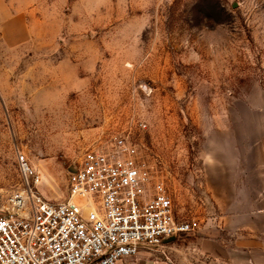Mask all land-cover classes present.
<instances>
[{"label":"rangeland","instance_id":"obj_1","mask_svg":"<svg viewBox=\"0 0 264 264\" xmlns=\"http://www.w3.org/2000/svg\"><path fill=\"white\" fill-rule=\"evenodd\" d=\"M120 137L201 223L125 264H185L264 210V0H0V205L18 151L64 202L70 169Z\"/></svg>","mask_w":264,"mask_h":264},{"label":"built area","instance_id":"obj_2","mask_svg":"<svg viewBox=\"0 0 264 264\" xmlns=\"http://www.w3.org/2000/svg\"><path fill=\"white\" fill-rule=\"evenodd\" d=\"M17 160L21 183L0 205V264H125L201 228L177 218L165 183L123 137L84 153L64 202L41 193V176L23 152Z\"/></svg>","mask_w":264,"mask_h":264},{"label":"crops","instance_id":"obj_3","mask_svg":"<svg viewBox=\"0 0 264 264\" xmlns=\"http://www.w3.org/2000/svg\"><path fill=\"white\" fill-rule=\"evenodd\" d=\"M248 214L225 218L215 223L213 236L190 241L184 250L196 247L201 253H186L185 264H264V210Z\"/></svg>","mask_w":264,"mask_h":264},{"label":"water","instance_id":"obj_4","mask_svg":"<svg viewBox=\"0 0 264 264\" xmlns=\"http://www.w3.org/2000/svg\"><path fill=\"white\" fill-rule=\"evenodd\" d=\"M73 170V168L72 169H70V171H72Z\"/></svg>","mask_w":264,"mask_h":264}]
</instances>
